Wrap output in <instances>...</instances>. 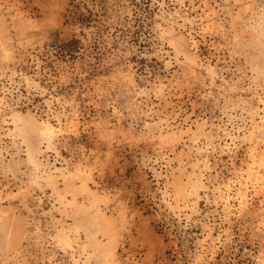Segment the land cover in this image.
Returning <instances> with one entry per match:
<instances>
[{
  "label": "rangeland",
  "instance_id": "1",
  "mask_svg": "<svg viewBox=\"0 0 264 264\" xmlns=\"http://www.w3.org/2000/svg\"><path fill=\"white\" fill-rule=\"evenodd\" d=\"M0 264H264V0H0Z\"/></svg>",
  "mask_w": 264,
  "mask_h": 264
}]
</instances>
